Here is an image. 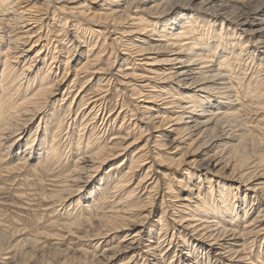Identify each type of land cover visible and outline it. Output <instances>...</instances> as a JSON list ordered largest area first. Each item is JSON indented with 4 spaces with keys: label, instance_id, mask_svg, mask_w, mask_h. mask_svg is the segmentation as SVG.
Returning <instances> with one entry per match:
<instances>
[{
    "label": "bare ground",
    "instance_id": "6f19581e",
    "mask_svg": "<svg viewBox=\"0 0 264 264\" xmlns=\"http://www.w3.org/2000/svg\"><path fill=\"white\" fill-rule=\"evenodd\" d=\"M170 1L93 0L97 4L95 9L98 12L94 13L90 11L89 4L86 6L80 5V3L76 5L74 0H0V139L6 143L11 142L12 146H20L23 138L29 140L31 146L38 140L35 154L42 157V151L47 150V155L54 156L52 161L59 160L61 155L59 145H61L62 133L67 126V113L55 120L51 118L53 121L49 119V125H46V127L51 126V129H53L50 141L47 139V137H50V133L44 132L41 137L37 133V139H33V136H27V132L37 118L40 117L37 131L38 126L42 124L41 122H47L46 117L48 116L44 112L50 104V98L60 90L56 83H58L59 70L61 71L62 66L64 67L62 68L63 75L59 82L67 76L69 62L74 55L75 46L73 48L68 46L66 47L67 51H64L66 50L65 46L59 48L58 45L64 38L69 37L66 30L67 24L71 22L73 31L78 35L81 32L87 31L86 33H88V29H91L92 25H97L99 18L105 19L106 23L109 22L110 25H118L119 27L114 26V30L119 34L116 38L124 39L125 64L118 66L116 69L120 80L119 85L132 87L130 89L132 93L128 98L132 99L133 96L137 95L144 96L141 107L142 112L138 117V121H134V129L138 128V132L143 133L144 125L139 124V122H152L154 126L156 124L155 127L157 128L167 126L165 133L155 137L156 149L158 145H167L170 142L173 145L172 148L176 150L186 151L192 146H201V142L208 140L210 132H214L216 128H221L222 132L221 135L216 136L215 140L230 143L231 149L241 145L243 141L250 146L248 142H252L250 136L254 135L256 137V132L260 128L259 125L245 129V131L235 124V119H238V112L245 106L250 107L257 114L264 115V0H185L181 2L182 4L177 1L172 7L167 8ZM177 13L179 15L171 21L169 19L170 14L176 15ZM157 17H161L165 21L161 19L163 22L158 23L153 19ZM52 23H54V27H58L55 30L56 37L62 36L59 40L54 39L55 37L52 36ZM33 24H37L36 27L29 28ZM217 24L221 26L219 31L218 27L214 28ZM87 26H89L88 29ZM44 28L46 30L41 33ZM103 30L91 31L97 33L96 36L99 40ZM238 30L245 36H242V38L241 35L238 36L239 38L235 37ZM38 31L39 33L34 37L35 39H30V36ZM91 31L88 40H84V42L87 45L88 43L93 45L92 48H96L98 40H93L92 36L94 34ZM106 40H108L107 37ZM69 41L71 42L72 39ZM31 44L32 46L38 44V47H32ZM63 52H66L67 56L62 60ZM32 54L33 56H31ZM91 56L93 58L88 56L86 61H81L74 68L75 78L71 87L76 85L75 83L80 78L81 73H85L83 78L80 79L82 81L85 78L86 80L83 81L85 83L89 80L87 77L91 74H97L103 70L102 67L98 68L102 56L100 52ZM249 62L256 64L255 70L250 73V79L248 81L244 78L241 80L239 76H235V69L240 68L243 70ZM44 66H46L45 72L40 75ZM138 67L140 69H137ZM113 68H115L114 64L107 68V70H110V78L97 80L96 86L98 89L103 87L102 82L104 80H107L106 83L110 84L114 76ZM254 77L255 81L253 80ZM254 82L257 86L253 84ZM123 89L126 91V88ZM70 92L68 91L69 94ZM241 92L245 93L244 95L247 96V100H250V102H246V99L240 100ZM124 95L122 105L120 104L122 112H124L126 104H129L126 101V93ZM62 96L61 101L64 102L68 97L65 94ZM103 99H105L104 95L93 100V102L96 101L95 105L88 113V115L93 116L92 118H97L100 111L98 108L101 106V103L98 106V101ZM74 102L80 103L79 106L88 103L85 95L80 100L74 97L66 107L69 116L74 109ZM83 115L88 116L86 111ZM123 117L125 122L126 114ZM70 120L68 124L71 123ZM46 127L43 129L46 130ZM95 127L93 125L92 129H96ZM122 127L123 125L119 129ZM131 127V124L123 127L125 135L123 134L122 138L128 136ZM172 134L175 136L168 142V137ZM115 138L116 136L111 141ZM87 139L84 146L87 150L90 151L97 145V148L92 150L95 156L89 157L91 158L90 161L95 157V164L98 163L100 166L114 159V156L119 154H116L117 150H120L119 148L123 146L115 141L112 142L113 144L111 143V148H107L108 144L106 143L94 144L98 140L93 141L91 137H87ZM246 150L249 149L246 148ZM142 154L145 155V153ZM230 157L223 154L211 158L207 163L208 168L220 166L217 170H221L224 167H229L231 169L229 179L234 181L236 185L243 184L245 187L243 190H247L248 195L253 200L260 198L264 201V155L257 157V160L254 161H249L246 158L242 159L232 166ZM143 158V155L131 156V165L128 170L124 169V160L110 167V170L117 169V172L122 174L116 177L117 183L114 191L115 196L118 195L117 198L122 207L111 211L112 213L106 217L110 230L121 232L128 226L138 225L137 222L132 220L141 209L140 198L134 193L136 189H131L130 182L136 163L144 161ZM86 161L85 163H87ZM193 161H196V159L194 158ZM245 165H248V168H245ZM150 172L152 173V171ZM147 176L149 177L148 173L144 178ZM176 181L181 183L182 179L177 178ZM184 185L189 187L188 184ZM188 187H183L181 194L177 195L180 197L177 201L182 206L178 213L184 214L180 218L182 228L192 231V237L197 238L201 244H205L209 247L208 249L213 250L214 254L218 255L216 260L222 258L233 260V257H238L239 261L244 260L246 258L243 253L244 248L235 249V246H238V238L242 236L256 238L264 235V205L257 215H254L251 219L246 218L247 214H244V217L241 218L242 214L240 213L246 212L242 207L243 204L245 205L246 200L244 202L241 200L239 207L235 199L232 200L231 194L220 190L214 191L210 188V190H207V194H212V196L211 201L208 203L205 200L206 195L200 191V188L198 193H194L193 188ZM91 193L93 194V192ZM174 196L171 198H174ZM194 198L195 200H193ZM184 202L186 204H182ZM164 212L159 218V222L162 220L165 225L167 223L164 220L166 217ZM242 223H244V226ZM241 226H243V229L240 232L238 229ZM245 228L248 229L243 232ZM106 232L108 233V231ZM131 233L126 234L121 239V242L126 243L124 248H135L134 244L139 233ZM150 241L152 240L150 239ZM107 250L110 251L111 248ZM9 258L10 256L4 259ZM131 262L127 261L124 264ZM159 263L165 264V260ZM192 264H194L193 261Z\"/></svg>",
    "mask_w": 264,
    "mask_h": 264
},
{
    "label": "rangeland",
    "instance_id": "374dc122",
    "mask_svg": "<svg viewBox=\"0 0 264 264\" xmlns=\"http://www.w3.org/2000/svg\"><path fill=\"white\" fill-rule=\"evenodd\" d=\"M177 1L182 4L181 2L185 0H171L167 8L172 7ZM75 3L76 5L80 3V5L85 6L89 4V7H91L90 11L98 13L95 9L97 4H95L93 0H74V4ZM249 7L251 8V6ZM178 15L179 13L176 15L170 14L169 19L172 21ZM153 19L158 23H162V20L165 21V19L161 17ZM96 24L100 26L92 25L91 29H88L89 26H87L89 30L88 33H86V31L78 35L73 31L72 23L69 22L67 24L66 30L68 31L69 37L64 38L62 42L58 43L59 48L63 45L65 46L66 50L64 51H67L66 47L68 46L70 48L75 46L74 55L69 62L67 76L63 81L59 82L63 75L62 68L64 67L62 66L61 71L59 70L60 75L58 77V83H56V86H58L60 90L50 98V104L46 112H44L48 116L46 117L47 122H41L42 124L38 126L37 131V125L40 122L39 117L33 121L27 132V136H33V139H37V133L39 137H41V134L44 132L50 133V137H47L48 141H50L53 129H51V126L46 127V125H49V119L52 118L55 120L67 113V126L62 133L60 140L61 145H59L61 147L59 160L55 161V159L52 161V157L54 156L47 155V150L42 151V157L41 155L38 156L35 154L38 140L31 146L29 140L23 138L20 146H12L11 142L6 143L4 140L0 139V257L2 256V258H0V264H124L127 263V261H132L129 264H164L159 263L164 260L165 264H192V261L194 264H264V235L262 237L257 236L256 238L249 236L238 238V246H235V249L244 248L243 253L246 255L244 260L239 261L238 257H233V260L236 259L235 261L225 258L216 260L218 255L214 254L215 252H213V250L208 249L209 247L207 245L201 244L197 238L192 237V231L182 228L180 218L184 214L178 213L182 206L180 205L181 203L177 201L180 198L177 195L181 194V189H184L183 187H188L184 184H188L190 189L193 188L192 191L194 190V193H198L200 188V191L206 195L205 200L208 203L211 201L212 194H207V190L212 188L214 191L220 190L231 194L232 200L235 199L239 207L241 200L242 202L246 200L245 205H242L246 212L240 213L242 214L241 218L244 217V214H247V219H251L254 215H257L258 211L263 207L264 201L260 198L253 200L251 196L248 195L249 192L243 190L245 189L243 184L241 185L238 183L239 185H236L234 181L229 179L228 177H231V175H229L231 173L229 167L217 170L220 166L208 168L207 163L211 158L223 154L229 157L231 156V166L237 164L238 161L242 159L246 158L249 161H254L257 160V157L264 155V149H262L264 148V115L255 113L248 106H245L238 112V119H235L236 125L244 130L255 125H259L260 127L256 132V137L254 135L250 136L252 140V142L248 141L250 146L243 141L241 145L231 149L230 143H226V141L218 142L215 140L216 136L218 134L221 135L222 132L221 128H216L214 132H210L208 140L201 142V146H192L186 151L176 150L172 148L173 145L170 142L175 136L172 134L168 137V142L170 143H167V145H158L156 149L155 146H157V144L154 142L155 137L161 133H165L167 126H160L157 128L155 127L156 124L154 126L152 122H139V124L144 125L143 133L140 134L138 128H136L137 130L134 129L135 126L133 124L138 121V117H140L142 112L141 107L144 96L137 95L133 96L132 99L128 98L132 93L130 91L132 87L119 85L120 80L117 76L118 71L116 69L118 66L125 64V50L123 49L124 39L116 38L119 34L114 30L115 27L119 26L114 24H111V26L109 22L106 23L105 19L99 18ZM35 25L37 24L30 25L29 28L32 29L36 27ZM53 25L54 23L51 24V29L53 30L52 36L55 37L54 39L59 40L62 36L56 37L57 34L55 30L58 27H54ZM214 28H217L218 31L221 30V26L218 24ZM45 30V28L42 29L41 33ZM91 30H103V34L99 37V40L98 36H96L97 33ZM90 31L94 34L92 36L93 40H98L96 48H92L93 45H89V43L87 45V43L84 42V40H88ZM38 33L39 31L32 34L30 39H35L34 37H36ZM240 35L241 38L245 36L238 30L235 37H240ZM105 36L108 40H106ZM70 39H72L71 42L69 41ZM32 47L36 48L38 44ZM98 52L102 55L98 68L102 67L103 70L97 74H91L87 77L89 78V82L87 81L85 83H83V81L86 80L85 78L82 81L80 80L85 73H81L82 75L80 74V78L77 79L75 83L76 85L73 84L75 86L71 87L74 82L73 79L75 78L74 68L80 64L81 61H86L88 56L93 58L91 55ZM31 56H33V54ZM65 56H67V54L63 52L61 56L62 60ZM113 64L115 66V68L112 69L114 76L110 84L106 83L107 80H104L102 82L104 88L98 89L96 85L100 78L105 79L111 77V74H109L110 70H107V68L111 67ZM255 68L256 64L249 62L243 70L236 68L235 76H239L241 80L244 78V80L248 81L251 77L250 73H252ZM45 69L46 66H44L40 75L44 74ZM137 69H140V67ZM138 73H140V71H138ZM253 80L255 81V77ZM139 83L140 81L138 84ZM253 84L256 85V82ZM123 88H126V91L128 89V91L126 92ZM68 91H71L70 94ZM124 93L127 95L126 101H128L129 104H126L124 112H122L120 109H122L121 105L125 98ZM64 94L65 96L67 95L68 98L62 102L61 99ZM244 94V92H241L240 100L243 101L246 99L247 102V96ZM84 95L89 104L86 103L84 106H79L80 103L74 102V109L69 116V111L66 108L68 107V103L71 102L74 97L80 100ZM103 95L105 99L98 101V106H100L101 103V106L98 108L100 109L97 115L98 119L92 118L93 116L88 115V113L95 105L94 103L96 101L93 102V100L103 97ZM248 102H250V100ZM85 111L88 116L83 115ZM125 114L126 117L124 122L123 116ZM52 119L51 121H53ZM74 119L76 120L74 121ZM69 120L71 122L70 124H68ZM130 124L132 125L128 133L130 138L128 136L122 138L123 134L125 135L123 127H127ZM93 125L96 126L94 130L92 129ZM121 125H123V127L119 129ZM44 127H46V130L43 129ZM115 136L116 138L111 141ZM87 137H91L93 141L98 140V142L94 144H108L107 148H111L112 142H118L120 145H123L119 148L120 150L116 152V154L119 153L120 156L119 154L114 156V159L109 160V162L102 166L98 163L95 164V157H93L91 161L89 157L95 156L92 150L94 148L96 149L97 145H95L96 147H93V149H90L91 152L84 148L88 140ZM243 148L249 150L245 151ZM184 152L186 153L183 155ZM142 153H145V155ZM134 155H143V159H145L144 161L136 163L130 182L132 185L131 189H136L134 193L140 198L141 209L132 220L137 222L138 225L134 227L128 226L125 230L116 232L110 230L106 217L112 213L111 211L122 207V205L119 204L118 195L115 196L114 194L117 183L116 177L122 174L117 172V169L110 170V167L124 160V169L128 170L131 165V156ZM110 157H112V155H110ZM194 158L196 161H193ZM85 161L87 163H85ZM245 168H248V165H245ZM150 171H152V173ZM145 172L149 174V177L147 176L144 178L146 175ZM177 178H181L182 182L179 183L176 181ZM139 182L140 184H138ZM102 186L103 188H101ZM169 186L173 187L170 189ZM236 186L240 188L238 189ZM91 192H93L94 195ZM173 196L174 198H171ZM171 200L174 201L171 203ZM193 200H195V198ZM185 202L187 203V201ZM185 202L182 204H186ZM176 205L179 206L177 207ZM163 211H165L164 216H166L164 220L167 224L165 225L162 220L159 222V218L163 214ZM141 219L142 221H140ZM242 224L244 226V223ZM243 226H241L238 231L241 232ZM247 229L245 228L243 232H246ZM106 231H108V233ZM130 232L139 233L136 238L137 241L134 244L135 248H124L126 243L121 242V239ZM150 239L152 241H150ZM149 244L151 245L149 246ZM109 248H111V252L107 250ZM3 256L4 258L10 256V258L4 259ZM108 257L111 258L108 260Z\"/></svg>",
    "mask_w": 264,
    "mask_h": 264
}]
</instances>
